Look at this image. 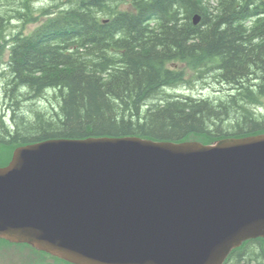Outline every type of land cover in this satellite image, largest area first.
I'll return each mask as SVG.
<instances>
[{
  "label": "trees",
  "instance_id": "1",
  "mask_svg": "<svg viewBox=\"0 0 264 264\" xmlns=\"http://www.w3.org/2000/svg\"><path fill=\"white\" fill-rule=\"evenodd\" d=\"M215 1L216 5H213ZM12 51L0 143L142 137L211 143L264 132V0H68ZM201 16L198 25L195 15ZM0 15V35L6 29ZM106 20V21H104ZM188 62L222 99L176 95ZM190 84V83H188ZM53 94L49 109L33 104ZM48 94V93H47ZM28 100V102H27ZM27 102V103H26ZM27 104V105H26ZM232 264H264V240ZM263 250V252H262Z\"/></svg>",
  "mask_w": 264,
  "mask_h": 264
},
{
  "label": "water",
  "instance_id": "2",
  "mask_svg": "<svg viewBox=\"0 0 264 264\" xmlns=\"http://www.w3.org/2000/svg\"><path fill=\"white\" fill-rule=\"evenodd\" d=\"M0 237L73 264H223L264 238V135L18 148L0 168Z\"/></svg>",
  "mask_w": 264,
  "mask_h": 264
},
{
  "label": "rangeland",
  "instance_id": "3",
  "mask_svg": "<svg viewBox=\"0 0 264 264\" xmlns=\"http://www.w3.org/2000/svg\"><path fill=\"white\" fill-rule=\"evenodd\" d=\"M62 1L66 0H0V15H3L5 23L7 22L4 26L6 29L0 35V42L5 38H9L10 43L15 42L17 44V41L13 40L14 38L18 37L21 33H32L46 19L45 13L47 11L54 8L53 11H55L61 8L60 4H56L54 7L53 2L60 3ZM64 9L62 8V10ZM26 21H29L30 24H25L24 22ZM8 55L4 57L5 60L8 58ZM10 79L8 63L4 62L0 57V125L3 123L6 125L11 124V114L9 113L11 111L9 108L7 109L8 101L6 98V90L10 89L8 87ZM174 90H176V95H189L196 98H210V100H213L216 98L222 99L226 96L227 88L217 83L214 72L208 71L203 75L202 79L199 78L194 80L190 85ZM52 96V93L47 94L45 90L43 96L32 99L33 104L40 105L43 109H49L50 103L54 105L58 103V100L53 99ZM0 264H32V259H0Z\"/></svg>",
  "mask_w": 264,
  "mask_h": 264
},
{
  "label": "flooded vegetation",
  "instance_id": "4",
  "mask_svg": "<svg viewBox=\"0 0 264 264\" xmlns=\"http://www.w3.org/2000/svg\"><path fill=\"white\" fill-rule=\"evenodd\" d=\"M9 38H5L0 42V55L6 57L8 55L9 49H13L16 46V43H10ZM14 40V39H13ZM9 62V61H8ZM12 63H8V69H11L10 65ZM255 243H251L248 250L251 251L252 245ZM41 253L37 252L35 249L26 244H14L2 240L0 238V259H41ZM237 256H233L230 259H234ZM52 259V258H45Z\"/></svg>",
  "mask_w": 264,
  "mask_h": 264
},
{
  "label": "bare ground",
  "instance_id": "5",
  "mask_svg": "<svg viewBox=\"0 0 264 264\" xmlns=\"http://www.w3.org/2000/svg\"><path fill=\"white\" fill-rule=\"evenodd\" d=\"M198 18L200 19V22H201V19H202V18H201V16H200L199 14H197V15H195L194 18H193V24H194V25H197V24H196V19H198ZM47 93L49 94L50 91L47 92Z\"/></svg>",
  "mask_w": 264,
  "mask_h": 264
}]
</instances>
